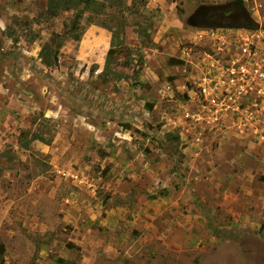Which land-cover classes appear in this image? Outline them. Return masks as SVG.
Masks as SVG:
<instances>
[{
  "label": "rangeland",
  "instance_id": "rangeland-1",
  "mask_svg": "<svg viewBox=\"0 0 264 264\" xmlns=\"http://www.w3.org/2000/svg\"><path fill=\"white\" fill-rule=\"evenodd\" d=\"M105 1L108 73L109 29L48 67L74 11L0 0V264H264V96L230 71L264 48V0ZM234 1L245 26L193 23Z\"/></svg>",
  "mask_w": 264,
  "mask_h": 264
},
{
  "label": "trees",
  "instance_id": "trees-1",
  "mask_svg": "<svg viewBox=\"0 0 264 264\" xmlns=\"http://www.w3.org/2000/svg\"><path fill=\"white\" fill-rule=\"evenodd\" d=\"M240 2L241 0H237ZM106 1L104 0H47V7L44 14L49 17H56L62 12L73 10L74 15L69 26L63 35L55 33L51 37L50 41L43 46L40 58L44 65L51 67L58 63V53L61 48L64 39L70 38L75 41H79L86 29L87 25L95 24L109 29L112 32V42L109 48L105 61V71L108 73L112 69V64L115 61L116 49L124 45L122 33L124 31V22L116 21L115 18H106L104 20L99 19L100 16L106 13ZM86 11L92 12L93 16H89L86 21V25L82 24V19ZM125 65H129L131 62H125ZM121 77V76H120ZM22 133L20 135V143L24 148L30 146V143L35 140H40L45 143H49L51 140L45 138L41 133L34 132L30 137H24ZM4 246L0 244V254L3 251ZM61 264H64L62 262Z\"/></svg>",
  "mask_w": 264,
  "mask_h": 264
},
{
  "label": "flooded vegetation",
  "instance_id": "flooded-vegetation-1",
  "mask_svg": "<svg viewBox=\"0 0 264 264\" xmlns=\"http://www.w3.org/2000/svg\"><path fill=\"white\" fill-rule=\"evenodd\" d=\"M192 21L200 26L214 28H240L251 22L245 8L235 1L218 6L201 5L192 16Z\"/></svg>",
  "mask_w": 264,
  "mask_h": 264
},
{
  "label": "built area",
  "instance_id": "built-area-1",
  "mask_svg": "<svg viewBox=\"0 0 264 264\" xmlns=\"http://www.w3.org/2000/svg\"><path fill=\"white\" fill-rule=\"evenodd\" d=\"M243 57L246 59V63L242 64L239 69L235 68V66L230 68L232 78H237L236 75L239 74L240 79L243 82H247V84L260 82L257 91L264 96V48L244 46Z\"/></svg>",
  "mask_w": 264,
  "mask_h": 264
},
{
  "label": "water",
  "instance_id": "water-1",
  "mask_svg": "<svg viewBox=\"0 0 264 264\" xmlns=\"http://www.w3.org/2000/svg\"><path fill=\"white\" fill-rule=\"evenodd\" d=\"M194 23V22H193Z\"/></svg>",
  "mask_w": 264,
  "mask_h": 264
}]
</instances>
